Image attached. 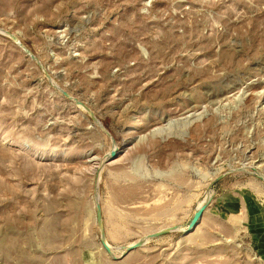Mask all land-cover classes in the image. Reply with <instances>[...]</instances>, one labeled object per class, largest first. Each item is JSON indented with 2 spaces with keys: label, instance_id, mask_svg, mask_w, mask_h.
<instances>
[{
  "label": "rangeland",
  "instance_id": "1",
  "mask_svg": "<svg viewBox=\"0 0 264 264\" xmlns=\"http://www.w3.org/2000/svg\"><path fill=\"white\" fill-rule=\"evenodd\" d=\"M0 29L45 69L0 33V264H264V0H0ZM97 186L118 259L208 206L114 260Z\"/></svg>",
  "mask_w": 264,
  "mask_h": 264
},
{
  "label": "water",
  "instance_id": "2",
  "mask_svg": "<svg viewBox=\"0 0 264 264\" xmlns=\"http://www.w3.org/2000/svg\"><path fill=\"white\" fill-rule=\"evenodd\" d=\"M0 33L10 37L14 42L15 44L31 59L33 60L34 62L37 63V65L39 67H41L43 70L44 67L43 65L40 63V61L37 59L36 56H34L32 54V52L27 49L20 41L19 39L9 33V32H6L4 30H1L0 29ZM47 75V74H46ZM47 77H49L47 75ZM50 78V77H49ZM61 93L66 97L68 98L69 100L73 101L78 107H80L81 109H83L84 111H86L89 116L92 118V120L101 127V129H103V131L105 132V134L107 136H109L112 141H113V150L111 151V153L108 155L107 159L105 160L104 163H107V162H110L112 160H114L117 155H118V152H119V148L117 147V144L116 142L114 141L112 135L104 128V126L101 124V122L97 119V117L93 114V112L88 108L86 107L84 104H82L81 102L75 100L74 98H72L68 93L60 90ZM115 146V147H114ZM258 172H256L257 174ZM230 173H227L225 175H223L221 178H224L225 176L229 175ZM257 175H260L259 177L264 180V175L262 174H257ZM96 219H97V224L100 228V233H101V244L103 246V248L105 249V251L114 259V260H121L122 258L128 256L130 253L142 248L143 246H145V244L151 240V239H156V238H159V237H162V236H166L168 234H171V233H176V232H181L183 235H188L190 234L191 232H194L198 226L201 224V221L203 219V215L207 209V206H208V202H206L203 207L199 210H196L195 212V215L190 223V226L188 228L187 231H182V228L181 227H178V226H174V227H169V228H166V229H163L157 233H154V234H151L149 236H147L146 238L144 239H141L127 247L124 248L125 252L123 253V255L118 259V258H115L113 257V248L107 243V239H106V236H105V232H104V229H103V217H102V208H101V205L99 203V193H98V186H97V189H96Z\"/></svg>",
  "mask_w": 264,
  "mask_h": 264
},
{
  "label": "crops",
  "instance_id": "3",
  "mask_svg": "<svg viewBox=\"0 0 264 264\" xmlns=\"http://www.w3.org/2000/svg\"><path fill=\"white\" fill-rule=\"evenodd\" d=\"M257 207L258 213H255L256 206L246 204V224L249 231L254 235H264V207ZM242 211V208H239ZM241 215V214H239ZM202 222V221H201Z\"/></svg>",
  "mask_w": 264,
  "mask_h": 264
},
{
  "label": "bare ground",
  "instance_id": "4",
  "mask_svg": "<svg viewBox=\"0 0 264 264\" xmlns=\"http://www.w3.org/2000/svg\"><path fill=\"white\" fill-rule=\"evenodd\" d=\"M160 130V129H159ZM162 130V129H161ZM165 130H167V129H164V132L166 133V131ZM155 132H156V130H155ZM160 132V131H159ZM161 132H163V130L161 131ZM154 133V132H153ZM157 134H158V132H156ZM159 135V134H158ZM160 135H162V134H160ZM203 203H201L200 205H199V207H198V210L199 209H201L203 206ZM189 226H190V224L186 227V228H184V229H182V231H187L188 230V228H189Z\"/></svg>",
  "mask_w": 264,
  "mask_h": 264
}]
</instances>
